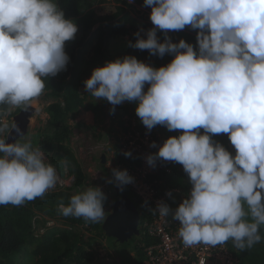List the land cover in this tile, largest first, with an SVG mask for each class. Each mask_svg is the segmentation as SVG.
I'll list each match as a JSON object with an SVG mask.
<instances>
[{
  "label": "clouds",
  "instance_id": "9594fccd",
  "mask_svg": "<svg viewBox=\"0 0 264 264\" xmlns=\"http://www.w3.org/2000/svg\"><path fill=\"white\" fill-rule=\"evenodd\" d=\"M131 2V0H129ZM154 27L134 33L129 47L174 58L153 68L134 56L106 62L84 81L95 100L113 107L135 102V114L148 131L164 126L181 134L167 138L146 157L183 167L191 185L175 208L160 202L152 212L179 224L185 246H216L231 240L250 249L262 239L264 225V0H143ZM190 26L196 47L168 31ZM77 26L65 19L54 0H0V105L29 108L45 88L44 78L66 70L65 42ZM157 31L164 34L158 42ZM149 85L145 90V85ZM15 123L0 120V133ZM203 130V134L201 133ZM227 134L234 154L213 136ZM211 134V135H209ZM0 205L21 206L55 188L58 176L40 147L31 141L6 143L0 138ZM130 157L131 152H124ZM61 163L67 168L68 160ZM118 188L134 182L127 170L112 169ZM171 196V192L166 193ZM106 196L87 187L58 211L64 217L99 223ZM140 231V230H139Z\"/></svg>",
  "mask_w": 264,
  "mask_h": 264
},
{
  "label": "trees",
  "instance_id": "16d2710c",
  "mask_svg": "<svg viewBox=\"0 0 264 264\" xmlns=\"http://www.w3.org/2000/svg\"><path fill=\"white\" fill-rule=\"evenodd\" d=\"M58 7L64 12L65 19L75 20L79 17V7L76 0H56ZM126 8L136 11V9H148L149 6L143 4V0H127L124 7H117L113 14L96 15L89 13L80 20L81 26L78 33L74 36L71 43L65 44V53L69 57L66 70L59 72L54 77L44 78L45 88L39 97H50L58 100L46 107L47 122L43 130L39 147L50 158L51 164L58 173L63 176L65 170L73 178L72 186L60 189L58 191L45 193L42 197H37L32 201H26L21 206L0 205V264H92L98 249L92 248L89 238H85V233L76 231L78 226L88 225L89 231H98L103 234L101 222H85L83 218L64 217L58 211V205L63 202L68 204L73 196V189L79 188L87 179L82 166L78 162L75 154L68 146L72 136V129L68 119L80 111L90 112L95 117L103 109L107 108L111 122L114 115L135 114V102H123L115 106V110L110 113L113 106L104 99L100 103L87 102L91 95L85 91L84 81L88 75H91L93 69L103 67L106 62H110L111 53L109 49L110 39L114 31H122L124 36H128V43H135L134 33L140 31L141 38H146L144 33L154 27L146 25L143 29L133 26L127 27ZM192 30V35L182 39L196 47V32ZM158 42H164V34L157 31ZM172 43L179 41L172 38ZM147 65L153 68L166 66L174 58L172 55H164L162 58L150 55L147 50L142 53ZM154 58L155 61H151ZM149 85H145L147 90ZM84 90V91H83ZM10 106L0 105V111L9 112ZM25 106L16 112L18 114ZM139 118V117H138ZM9 125L13 122L8 120ZM120 124V123H118ZM78 128L92 129V126L77 125ZM154 128L165 133L167 137H174L181 134L180 130L168 131L164 126L157 125ZM11 127L0 133V138H5ZM203 134V130H201ZM211 135V134H209ZM213 139L221 143L230 153L234 151L227 139V134L213 136ZM116 150V147H115ZM2 155V154H0ZM68 160V166L61 163L62 159ZM176 175L171 179L172 184L186 186L188 176L185 172H175ZM124 189V188H123ZM124 193L134 201L135 207L140 212L139 227L145 220L144 209L141 202L134 194L124 189ZM104 201V209L111 205V199L107 194ZM120 196V195H119ZM60 220L65 227H52L45 231L40 237L35 236L34 226L37 222V216ZM140 230V229H139ZM141 231V230H140ZM259 234L262 239L259 243L253 245L250 249L243 251L234 247L231 240L226 244L231 252L240 261V264H264V228L260 227ZM135 237L132 239L134 240ZM131 239V240H132ZM140 239V238H139ZM128 243V242H127ZM126 245V243H125ZM141 261H144L142 248H138Z\"/></svg>",
  "mask_w": 264,
  "mask_h": 264
},
{
  "label": "rangeland",
  "instance_id": "374dc122",
  "mask_svg": "<svg viewBox=\"0 0 264 264\" xmlns=\"http://www.w3.org/2000/svg\"><path fill=\"white\" fill-rule=\"evenodd\" d=\"M79 7V17L72 20L79 30L81 23L80 20L85 18L89 13H95L96 15L113 14L117 7H124V3L127 0H76ZM56 3V0H54ZM57 4V3H56ZM127 27L133 26L138 29H143L146 25L151 24L149 20L150 11L148 9H136V11L126 8ZM78 30L76 34L78 33ZM190 26H185L183 30L168 31L167 35L170 39L174 38L180 40L183 37L192 35ZM75 34V35H76ZM72 41V40H71ZM66 41L65 44L71 43ZM128 36H124L122 31H114L113 36L110 39V53L111 60L114 61L124 56H134L138 61L146 64L142 53L144 50L135 49L128 46ZM168 55V54H165ZM151 61H155L154 58ZM147 65V64H146ZM90 77L88 75L86 80ZM84 91V90H83ZM100 103L101 99L95 100L94 97H88L87 102ZM58 102V100L50 97H38L32 103L31 106L35 108V112L30 117V122L26 135L18 140V143H24L31 141L32 146L39 147V142L43 135L47 122L46 107ZM16 107L11 109L6 115L1 118L3 121H12L16 112L22 108ZM68 123L72 129V136L68 142L69 148L75 154L78 162L83 168V171L87 175V179L83 185L79 188L73 189V194H79L87 187H99L104 194H107L111 199V205L105 208V219L112 211L114 202L120 197L116 195L115 183H107L106 181L112 180V169H115L114 161L112 160L114 150L118 140V133L114 128V124L108 115L107 108L99 112L95 117L90 112L80 111L79 113L71 116L68 119ZM82 124L85 126H92V129L78 128L77 125ZM181 132V130H180ZM234 154V151H232ZM102 156L105 157V162L102 163ZM48 162L50 158L47 156ZM110 162V163H109ZM62 178L69 183L67 170H65ZM72 186V182H71ZM70 186V187H71ZM104 219V220H105ZM103 220V221H104ZM101 221V223L103 222ZM65 227L60 220H51L40 215L37 216V222L34 226V234L40 237L45 231L52 227ZM81 227H77L76 231H81ZM264 228V225L261 226ZM85 238H89L92 248L95 247L98 251L102 250L103 256L97 252H94L95 259L92 264H144L141 261L140 252L138 248L140 246L139 237H135L134 240H130L128 243L120 244L112 238H107L98 231H89L85 233ZM24 264H31L26 262Z\"/></svg>",
  "mask_w": 264,
  "mask_h": 264
},
{
  "label": "built area",
  "instance_id": "2783aa9c",
  "mask_svg": "<svg viewBox=\"0 0 264 264\" xmlns=\"http://www.w3.org/2000/svg\"><path fill=\"white\" fill-rule=\"evenodd\" d=\"M112 120L115 121L114 128L118 133L112 157L115 169L127 170L133 177L134 182L123 188L134 194L144 209L145 220L139 227L141 231L138 236L145 257L144 264H240L226 243L216 246L202 243L185 246L178 236L179 224L171 216L161 217L158 212L150 211L160 202L175 208L188 195L191 188L189 180L185 187L172 184L175 172H184L182 165L176 162L158 160L155 166L146 163V157L154 154L168 138L165 133L154 127L148 131L133 112L114 115ZM153 142L157 148L150 147ZM124 152H131V156L125 157ZM56 172L57 184L46 193L70 187L73 182L72 177L68 183ZM168 192H171V196L166 195ZM79 227L82 232H88V225ZM98 252L103 256L102 250Z\"/></svg>",
  "mask_w": 264,
  "mask_h": 264
},
{
  "label": "water",
  "instance_id": "95a60500",
  "mask_svg": "<svg viewBox=\"0 0 264 264\" xmlns=\"http://www.w3.org/2000/svg\"><path fill=\"white\" fill-rule=\"evenodd\" d=\"M35 112V108L22 109L18 114L14 115L12 122L20 129L21 135H17L15 131L10 129L6 135V143L18 142L20 138L26 135L30 117ZM6 115L4 111H0V119ZM102 163L105 162V157L101 158ZM116 195L120 197L114 202L112 211L102 222L101 228L104 236L112 238L120 244L129 242L133 237L140 235L139 221L140 212L125 193L124 189L115 186Z\"/></svg>",
  "mask_w": 264,
  "mask_h": 264
}]
</instances>
